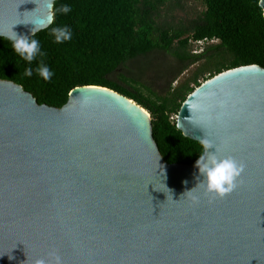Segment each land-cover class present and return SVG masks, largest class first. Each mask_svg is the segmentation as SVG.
<instances>
[{"label": "water", "instance_id": "obj_1", "mask_svg": "<svg viewBox=\"0 0 264 264\" xmlns=\"http://www.w3.org/2000/svg\"><path fill=\"white\" fill-rule=\"evenodd\" d=\"M48 4L0 0V33L47 29ZM176 128L243 164L232 192L195 188V164L166 163L150 114L111 89L54 108L0 80V264H264V68L201 83Z\"/></svg>", "mask_w": 264, "mask_h": 264}, {"label": "trees", "instance_id": "obj_2", "mask_svg": "<svg viewBox=\"0 0 264 264\" xmlns=\"http://www.w3.org/2000/svg\"><path fill=\"white\" fill-rule=\"evenodd\" d=\"M259 1L201 0L204 10L191 15L185 0H57L53 11L62 4L71 11H56L54 23L35 34L44 55L32 62L33 69L41 61L49 66L52 79L24 76L28 62L0 38V80L54 108L64 106L76 87L111 89L150 114L166 163L194 165L203 146L182 135L176 116L186 97L211 77L241 66L264 68ZM65 25L72 39L56 43L51 28Z\"/></svg>", "mask_w": 264, "mask_h": 264}, {"label": "clouds", "instance_id": "obj_3", "mask_svg": "<svg viewBox=\"0 0 264 264\" xmlns=\"http://www.w3.org/2000/svg\"><path fill=\"white\" fill-rule=\"evenodd\" d=\"M48 6L50 9H54V0H49ZM56 11L62 14H67L71 11V6L68 4H62L59 9L53 11L48 17V24L54 23ZM30 24L34 25L31 29L30 37L19 35L12 31V29L9 33H0V36L9 40L14 53L22 60L28 62V67L24 69V76L31 77L33 72H35L44 81H50L54 76V72L49 66L44 64L43 61H41L35 69L32 67V62L37 58V56H43L44 53L41 50L40 41L34 38L35 32L40 29L37 28L34 23ZM50 34L54 37L56 43H63L72 39V31L66 25L51 28ZM203 147L205 150L204 154L199 155V158L196 160L194 165V167L198 170V174L196 176L198 183L195 188L199 186L203 189L206 195L214 198H223L226 194L232 192L237 187V179L243 172L244 166L231 156H221L218 154V150L216 148L214 152H210L209 149L214 146L208 140L203 141ZM184 183L187 184V181ZM192 190L186 193H190ZM36 264H45V262L43 260H39Z\"/></svg>", "mask_w": 264, "mask_h": 264}, {"label": "rangeland", "instance_id": "obj_4", "mask_svg": "<svg viewBox=\"0 0 264 264\" xmlns=\"http://www.w3.org/2000/svg\"><path fill=\"white\" fill-rule=\"evenodd\" d=\"M185 9L191 14L194 15L196 12H201L204 10L203 4L201 0H185ZM178 15L182 16V13L178 12ZM192 70V69H191ZM189 75V72H187L184 76L180 78V80L186 78ZM162 88V86H160Z\"/></svg>", "mask_w": 264, "mask_h": 264}, {"label": "built area", "instance_id": "obj_5", "mask_svg": "<svg viewBox=\"0 0 264 264\" xmlns=\"http://www.w3.org/2000/svg\"><path fill=\"white\" fill-rule=\"evenodd\" d=\"M202 45H203V42H198L197 43V46H199V47H202Z\"/></svg>", "mask_w": 264, "mask_h": 264}]
</instances>
